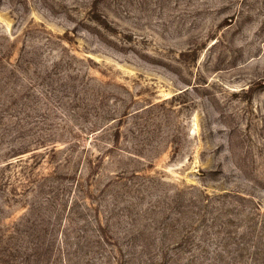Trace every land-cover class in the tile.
I'll return each mask as SVG.
<instances>
[{
    "label": "rangeland",
    "instance_id": "rangeland-1",
    "mask_svg": "<svg viewBox=\"0 0 264 264\" xmlns=\"http://www.w3.org/2000/svg\"><path fill=\"white\" fill-rule=\"evenodd\" d=\"M0 264H264V0H0Z\"/></svg>",
    "mask_w": 264,
    "mask_h": 264
}]
</instances>
